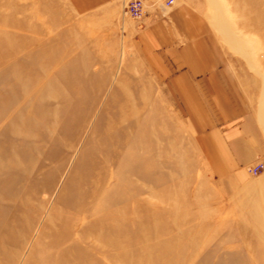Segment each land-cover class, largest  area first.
<instances>
[{"label": "rangeland", "instance_id": "374dc122", "mask_svg": "<svg viewBox=\"0 0 264 264\" xmlns=\"http://www.w3.org/2000/svg\"><path fill=\"white\" fill-rule=\"evenodd\" d=\"M92 1L0 0V264H45L52 234L71 235L76 264H264V168L250 170L264 164V0L179 1L250 76L263 151L241 165L211 157L140 41L178 0H143L140 20L130 0ZM80 224L98 246L74 241Z\"/></svg>", "mask_w": 264, "mask_h": 264}, {"label": "crops", "instance_id": "0c3cea01", "mask_svg": "<svg viewBox=\"0 0 264 264\" xmlns=\"http://www.w3.org/2000/svg\"><path fill=\"white\" fill-rule=\"evenodd\" d=\"M106 1L110 0H93L87 5ZM152 1L156 0H146L149 7ZM179 1L171 22L163 25L153 18L146 29H139L140 41L143 46L160 48L157 57L165 61L176 93L205 130L211 157L238 160L236 164L241 165L240 160L253 159L263 151L262 143L257 148L252 145L260 131L245 88L250 76H239L230 55L210 34L209 25L190 4Z\"/></svg>", "mask_w": 264, "mask_h": 264}, {"label": "bare ground", "instance_id": "6f19581e", "mask_svg": "<svg viewBox=\"0 0 264 264\" xmlns=\"http://www.w3.org/2000/svg\"><path fill=\"white\" fill-rule=\"evenodd\" d=\"M125 106H126V102H123L122 104H121V106H120V117H121V124L123 123V121L126 123V121L127 122H129L128 123V126H127V123H126V128H128V127H130L131 125H132V123H131V118H130V116L133 114V113H131V114H128V113H126L125 112ZM127 107V106H126ZM134 110H135V108H134ZM133 110V111H134ZM136 112V111H135ZM118 115V114H117ZM119 116V115H118ZM124 124V123H123ZM129 124H130V126H129ZM113 128V127H112ZM124 129L123 131H125V130H128V129ZM113 131H115V129L113 130ZM112 130L111 131H109L108 132V137H109V139L111 140V142H112V144L115 146L116 145V142H117V144H119V141H116L115 142V139H114V137L116 136L115 135V132H113ZM116 131H118V129L116 130ZM113 132V133H112ZM120 132V131H119ZM122 132V131H121ZM117 133V132H116ZM125 135V134H124ZM120 136V135H119ZM126 136V135H125ZM117 137H118V135H117ZM119 138V137H118ZM121 138H123L122 137V135H121ZM118 140H120V138L118 139ZM124 141V140H123ZM121 143H122V141H120ZM119 146H123V145H120L119 144ZM116 147H118V146H115V148ZM138 171H139V167H137V165H135L133 168H132V171L131 172H133L134 173V175H138ZM137 190V189H136ZM135 190V191H136ZM81 196H83L85 199L87 198V199H89V198H91V199H96V197H97V195H96V193L94 192V190H92V191H87V192H83L82 194H81ZM87 203H89V202H87ZM90 203L92 204V202L90 201ZM81 209H83V210H80L79 212L81 213V214H85L86 212H87V207H82ZM124 210V209H123ZM125 213V212H124ZM49 219V218H48ZM48 221H50V219L48 220ZM100 221V220H99ZM115 221V220H114ZM52 226H54V225H52ZM54 233V232H53ZM99 233V232H98ZM100 234H101V232H100ZM70 234H67L66 236H61V235H57V234H52L51 235V242H50V244H49V248H51V249H53V251L55 252L54 254H55V256L53 257V259L52 258H49L46 262H45V264H53V263H55V264H76V261H78L79 260V258H80V254H79V252L77 251H75L74 252V250L76 249L75 248V246H74V244L73 245H71V244H69L68 242H69V238L71 237V235L69 236ZM94 236V234L93 235H90L89 233H88V231H86V230H84V228H83V225L82 224H80V225H78L77 226V228H75V232L73 233V236H72V238L74 239V241H78V242H82V243H88V241L90 242V243H92L91 245H93V246H98L97 245V242H99L100 241V239H99V237L98 236H96V238H94L93 237ZM90 239H92V240H90ZM71 242H72V239H71ZM100 244H102V243H100ZM99 244V245H100ZM104 244V243H103ZM71 247V248H70ZM73 247V248H72ZM73 249V250H72ZM34 250V249H33ZM30 254H31V252H30ZM29 254V255H30ZM33 255V254H32ZM32 255H30V257L32 256ZM85 257V256H84ZM84 259V258H83ZM33 262V261H32ZM84 262V261H83ZM33 264V263H32ZM40 264V263H39Z\"/></svg>", "mask_w": 264, "mask_h": 264}, {"label": "built area", "instance_id": "2783aa9c", "mask_svg": "<svg viewBox=\"0 0 264 264\" xmlns=\"http://www.w3.org/2000/svg\"><path fill=\"white\" fill-rule=\"evenodd\" d=\"M168 5L173 4L174 0H168ZM124 12L126 15L133 17L134 19L140 20L144 12L143 0H130L124 6ZM264 168V164L253 166L250 170L253 174L258 175L259 172Z\"/></svg>", "mask_w": 264, "mask_h": 264}]
</instances>
